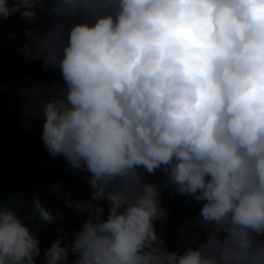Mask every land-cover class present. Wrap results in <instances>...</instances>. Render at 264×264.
Wrapping results in <instances>:
<instances>
[{"label":"clouds","instance_id":"obj_1","mask_svg":"<svg viewBox=\"0 0 264 264\" xmlns=\"http://www.w3.org/2000/svg\"><path fill=\"white\" fill-rule=\"evenodd\" d=\"M14 13L47 21L17 50L60 76L17 90L25 122L91 189L52 188L87 219L43 264H264V0H0V26ZM164 191L200 205L182 249L163 236ZM34 216L65 219L39 197L23 217L0 201V264L40 260Z\"/></svg>","mask_w":264,"mask_h":264},{"label":"trees","instance_id":"obj_2","mask_svg":"<svg viewBox=\"0 0 264 264\" xmlns=\"http://www.w3.org/2000/svg\"><path fill=\"white\" fill-rule=\"evenodd\" d=\"M11 2V0H10ZM47 21L29 24L19 13L10 15L0 26V85L4 91L0 93V201L16 211L18 215H32L33 198L39 197L41 203L53 214L58 209L62 217L57 224H44L38 216L25 223L32 227L40 239L41 258L37 264H43V253L51 243L62 236L58 231L63 228L69 233L79 230L87 219L86 213L77 214L74 209L65 205L64 198L54 193L52 188L59 184L64 193L73 200L90 198L91 189L83 178V173L76 175L67 169L62 158L51 157L43 145L42 120L26 123L23 116L25 100L17 94V90L32 81L50 82L59 80L57 71H45L38 60H26L17 50L26 41L24 29L45 27ZM18 33L17 36H10ZM149 182L162 183L160 172L154 175L145 174ZM162 206L168 210L169 218L163 229V236L169 250L182 249L179 243V229L190 218L198 215L200 205L179 194L170 191L162 193ZM105 207L107 215L108 207ZM157 230L161 231L159 222ZM73 257L70 256L69 259Z\"/></svg>","mask_w":264,"mask_h":264}]
</instances>
